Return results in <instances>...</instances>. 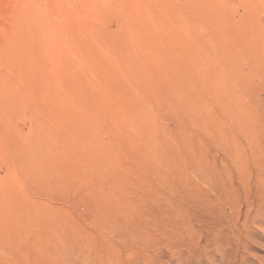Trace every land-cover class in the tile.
I'll return each instance as SVG.
<instances>
[{"label": "rangeland", "instance_id": "obj_1", "mask_svg": "<svg viewBox=\"0 0 264 264\" xmlns=\"http://www.w3.org/2000/svg\"><path fill=\"white\" fill-rule=\"evenodd\" d=\"M0 264H264V0H0Z\"/></svg>", "mask_w": 264, "mask_h": 264}, {"label": "bare ground", "instance_id": "obj_2", "mask_svg": "<svg viewBox=\"0 0 264 264\" xmlns=\"http://www.w3.org/2000/svg\"><path fill=\"white\" fill-rule=\"evenodd\" d=\"M32 38V37H31Z\"/></svg>", "mask_w": 264, "mask_h": 264}]
</instances>
